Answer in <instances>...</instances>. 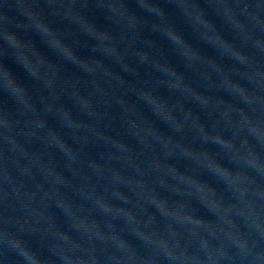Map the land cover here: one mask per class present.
<instances>
[{"label":"water","instance_id":"obj_1","mask_svg":"<svg viewBox=\"0 0 264 264\" xmlns=\"http://www.w3.org/2000/svg\"><path fill=\"white\" fill-rule=\"evenodd\" d=\"M38 1L188 198L245 255L241 231L264 238V0ZM250 264H264V250Z\"/></svg>","mask_w":264,"mask_h":264},{"label":"clouds","instance_id":"obj_2","mask_svg":"<svg viewBox=\"0 0 264 264\" xmlns=\"http://www.w3.org/2000/svg\"><path fill=\"white\" fill-rule=\"evenodd\" d=\"M227 173V169H225ZM215 193V189H213ZM162 203H167V201H163ZM198 223H204L202 217H197ZM235 224V221H232ZM13 240V248L18 249V251L8 252L4 249H0V264H16L17 259H25L31 258L33 260V264H40V258L36 255L34 249L30 247L29 241L26 239L25 235L22 233L12 237ZM161 244L164 247H168L166 241L161 240ZM238 251L244 252L246 250V254L239 257V264H250V259L254 254H259L262 250H264V238L256 239L251 235L241 231L240 238L237 240ZM177 247L180 246V241H176ZM232 260L234 264H236L237 257L233 256Z\"/></svg>","mask_w":264,"mask_h":264}]
</instances>
